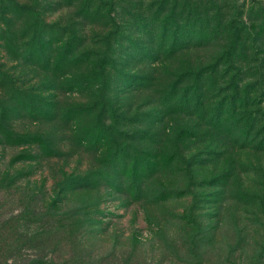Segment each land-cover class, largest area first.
Returning a JSON list of instances; mask_svg holds the SVG:
<instances>
[{"label": "rangeland", "instance_id": "374dc122", "mask_svg": "<svg viewBox=\"0 0 264 264\" xmlns=\"http://www.w3.org/2000/svg\"><path fill=\"white\" fill-rule=\"evenodd\" d=\"M0 264H264V0H0Z\"/></svg>", "mask_w": 264, "mask_h": 264}]
</instances>
